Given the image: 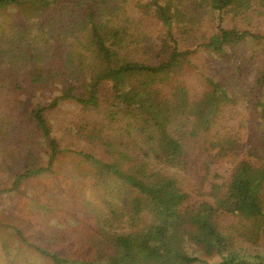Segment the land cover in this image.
I'll use <instances>...</instances> for the list:
<instances>
[{
    "label": "trees",
    "instance_id": "1",
    "mask_svg": "<svg viewBox=\"0 0 264 264\" xmlns=\"http://www.w3.org/2000/svg\"><path fill=\"white\" fill-rule=\"evenodd\" d=\"M184 1L134 0L139 20L128 0H0V15L16 7L27 17L10 25L12 38L1 28L0 91L31 88L52 97L26 116L0 110L5 136L15 117L33 127L17 157L23 168L0 194L54 174L60 155L70 152L94 167L107 216L128 224L111 233L99 217L73 251L60 235L30 232L14 220L0 235V264H264V35L221 22L228 11L246 16L264 0H200L192 19ZM205 10L220 17L217 31L192 49L183 46L191 20L199 23ZM246 41L254 42L251 50L233 52ZM248 98L254 120L244 126L238 104ZM66 101L100 118L69 120L60 139L49 113ZM0 102L23 109L1 93ZM208 153L229 156L233 166L204 192ZM170 169L192 174V189ZM49 195L43 208L57 214ZM59 242L62 249L50 247ZM192 243L195 252L219 258L202 260Z\"/></svg>",
    "mask_w": 264,
    "mask_h": 264
},
{
    "label": "rangeland",
    "instance_id": "2",
    "mask_svg": "<svg viewBox=\"0 0 264 264\" xmlns=\"http://www.w3.org/2000/svg\"><path fill=\"white\" fill-rule=\"evenodd\" d=\"M132 2L134 3V0H128L129 4ZM199 2L200 0H185L182 12L184 14L189 13V17L192 19V9H195L196 4ZM126 7L128 8V13L133 18L136 17L137 19L139 17V20H141L139 9H135V7L131 8V4L126 5ZM25 16L19 8L12 7L5 14L2 13L0 15V31L3 26L7 27L4 31L9 33L8 36L12 38L13 32L10 29V25L15 24V26H18L21 21L26 20L27 17ZM219 18L218 15L208 14L205 10L203 20L199 22L200 25L198 22L192 24L191 20L187 27L189 32L185 33L186 39L181 42L182 45L192 49V44L196 43L198 39H208L212 32L217 31V25L220 24ZM221 22L224 27L232 28L238 26L240 30H248L257 35H264V6H256L246 16L236 14L234 11H228ZM180 24L183 25L182 22ZM154 29L159 34L162 26H157L156 24ZM165 30L166 28L163 27V31ZM246 42L241 45V50L239 48V50H233V52L237 51L238 54L239 52L242 54L245 51L251 50L250 45L254 42ZM246 74L250 78L253 77V73L250 71H247ZM0 93L4 100H7L6 103L15 100L22 103L20 110L23 109L17 111L14 109V106L7 109L6 104L0 102V110H7V113H9L7 116L10 114L26 116L27 111L36 102L41 101L49 104L52 100L51 93L34 92L31 88L23 90L5 89L1 90ZM238 110L240 112L239 119H243L238 122L241 125L245 122L244 126H248L254 120L250 110L249 98L247 101L240 100ZM3 112H0V118H5V116H2ZM49 116L54 133L60 139L63 135L62 127H65L69 123V120L78 118L88 121L100 118L95 112H84L79 105L69 101L63 102L59 107L51 111ZM24 118L17 120L15 117L16 124L12 127L14 132L8 136L3 134L2 127L6 120L2 119L0 122L2 124L0 126V189L10 187L13 183V175L23 168V163L19 162L18 158L22 156L23 150H21V147L27 145L30 139L28 137L30 133L29 129H33L29 118L27 117L25 120ZM6 125H4L5 128L7 127ZM245 129L243 130V135L247 138L248 132ZM40 151L42 162L47 163V148L40 144ZM204 158L209 162L211 169L209 181L202 184V191L205 192L210 189L213 181L216 183L226 179L233 166V162L229 156L217 158L210 153L204 156ZM53 169L54 174L45 173L44 175L31 178L27 182H23L18 193L4 192L0 194V220L5 224V226H0V235L7 236L9 231L7 226L15 220L28 227L30 232L40 231L39 233L60 235L62 239L66 240L67 247H70L73 251H77L80 240L85 238L89 232L94 231V228L98 225L97 221L100 219L99 217H102V226L105 228V231L113 233L128 228L126 219L107 216L108 211L103 206V198L99 196L102 193L99 192L95 175H93L96 171L94 167L85 163L81 156L71 154L70 152L63 153L56 161ZM169 172L179 179L181 185L192 189V184L194 183L192 174L190 175L177 169H170ZM49 193H54L55 198L52 201L58 202L56 203L59 207V211H56L57 214L49 213L43 208V204L50 206L48 200ZM87 203L90 206L87 207ZM88 209L93 210L92 213ZM50 247L52 249H62L60 242ZM191 247L192 253L201 257L202 260L208 259L212 262L219 258L218 255L211 256L205 250L195 252L194 243H192ZM260 249L264 250V247ZM197 264H202V261Z\"/></svg>",
    "mask_w": 264,
    "mask_h": 264
}]
</instances>
